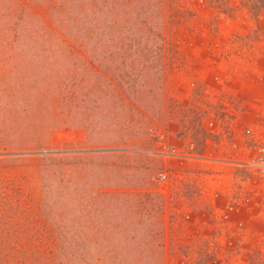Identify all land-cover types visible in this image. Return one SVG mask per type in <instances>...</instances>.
Segmentation results:
<instances>
[{
    "label": "rangeland",
    "instance_id": "374dc122",
    "mask_svg": "<svg viewBox=\"0 0 264 264\" xmlns=\"http://www.w3.org/2000/svg\"><path fill=\"white\" fill-rule=\"evenodd\" d=\"M254 6L0 0V264H264L259 209H226L246 173L206 141L224 102L242 118L262 97ZM63 118L133 147L55 155L43 148Z\"/></svg>",
    "mask_w": 264,
    "mask_h": 264
},
{
    "label": "built area",
    "instance_id": "2783aa9c",
    "mask_svg": "<svg viewBox=\"0 0 264 264\" xmlns=\"http://www.w3.org/2000/svg\"><path fill=\"white\" fill-rule=\"evenodd\" d=\"M222 106L223 111L227 113L225 115L226 120H229V122L225 123L219 130L214 127L216 121H210L207 126L206 141L212 137V139H217L221 143V151H218V153L222 154L224 158L215 160L237 165L245 171L246 175L242 177V180H247L249 183V186H245L247 187L245 193L251 195L245 196L242 202H237L238 200L234 197L231 198L226 204V209L230 214H236L240 211L238 207L245 202L243 204L250 207L243 208L241 216L254 215L249 213L251 212L249 209L255 210V208H258L262 217H264V93L255 108L248 110V115L242 118L237 117L236 106L232 103V100L231 102H224ZM216 172L217 170H215V174L220 176ZM165 178V174L160 176L162 180H165ZM241 225L243 228V224Z\"/></svg>",
    "mask_w": 264,
    "mask_h": 264
},
{
    "label": "crops",
    "instance_id": "0c3cea01",
    "mask_svg": "<svg viewBox=\"0 0 264 264\" xmlns=\"http://www.w3.org/2000/svg\"><path fill=\"white\" fill-rule=\"evenodd\" d=\"M247 86L252 89H258V86L254 85L252 82H247ZM261 95L264 93V88H261ZM103 129L100 125L89 126L86 125H73L70 124L66 119H62L60 123L55 126L48 134L49 145L47 148L43 149L51 150L55 155L59 156H78L79 158L96 157L100 158L105 156L107 153L112 152V150H124L126 148L133 147L131 142H128L125 137L118 136L110 138L107 134L103 135ZM89 133V134H88ZM94 135L93 139L89 135ZM88 137V138H87ZM135 147V146H134ZM75 166L78 168H88L91 164L87 163H70L68 167L75 170ZM96 166H98L96 164ZM79 177V176H78ZM70 184L77 185V178H71ZM88 181V180H86ZM88 183V182H87ZM87 185V184H86ZM108 187L101 188V191H109Z\"/></svg>",
    "mask_w": 264,
    "mask_h": 264
},
{
    "label": "trees",
    "instance_id": "16d2710c",
    "mask_svg": "<svg viewBox=\"0 0 264 264\" xmlns=\"http://www.w3.org/2000/svg\"><path fill=\"white\" fill-rule=\"evenodd\" d=\"M259 7H261V8L264 9V0H255V6H254V8L257 9Z\"/></svg>",
    "mask_w": 264,
    "mask_h": 264
}]
</instances>
